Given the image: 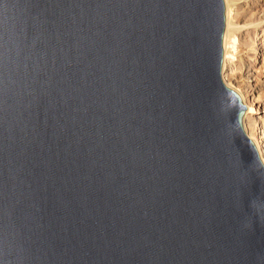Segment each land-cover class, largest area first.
I'll return each mask as SVG.
<instances>
[{"label": "water", "instance_id": "obj_1", "mask_svg": "<svg viewBox=\"0 0 264 264\" xmlns=\"http://www.w3.org/2000/svg\"><path fill=\"white\" fill-rule=\"evenodd\" d=\"M224 12L0 0V264H264Z\"/></svg>", "mask_w": 264, "mask_h": 264}, {"label": "bare ground", "instance_id": "obj_2", "mask_svg": "<svg viewBox=\"0 0 264 264\" xmlns=\"http://www.w3.org/2000/svg\"><path fill=\"white\" fill-rule=\"evenodd\" d=\"M223 1L222 85L241 101V130L264 168V0Z\"/></svg>", "mask_w": 264, "mask_h": 264}]
</instances>
